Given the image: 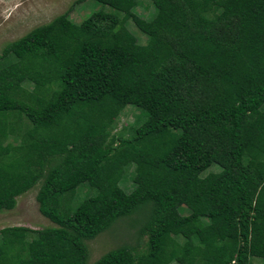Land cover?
Segmentation results:
<instances>
[{
    "label": "trees",
    "instance_id": "1",
    "mask_svg": "<svg viewBox=\"0 0 264 264\" xmlns=\"http://www.w3.org/2000/svg\"><path fill=\"white\" fill-rule=\"evenodd\" d=\"M94 1L109 10H67L0 53V211L37 185L54 224L1 228L0 264L264 261V0H151L146 17ZM127 105L142 116L125 136ZM82 183L95 193L62 211ZM146 205L141 249L88 262V240Z\"/></svg>",
    "mask_w": 264,
    "mask_h": 264
},
{
    "label": "rangeland",
    "instance_id": "2",
    "mask_svg": "<svg viewBox=\"0 0 264 264\" xmlns=\"http://www.w3.org/2000/svg\"><path fill=\"white\" fill-rule=\"evenodd\" d=\"M0 0V53L6 43L16 40L29 32L32 28L47 23L55 16L69 11V17L76 23L87 18L92 12L99 9L109 10L108 7H103L100 3L94 0ZM138 1H140L138 3ZM133 10L142 15L149 16L153 6L151 0H137L132 6ZM127 26L130 31L137 37L139 42L145 41V36L137 30L133 24L128 21ZM0 62V68H2ZM27 87L31 89V86ZM142 115L136 107L127 105L116 119L113 132L127 135L132 131L134 126L133 121L140 118ZM12 141V138L10 139ZM218 168L217 165H213ZM133 168L121 180V187L127 192L134 185L136 175L133 176ZM212 171V169H210ZM205 174V173H203ZM37 185L27 190L26 192L15 197L14 203L10 208H5L0 211V229L9 226H25L31 229H39L54 224L38 211V203L35 195ZM95 193L93 188H90L87 183L80 184L74 192H68L62 198V211L71 212L78 203L86 197H90ZM148 208L144 206L134 216H124L117 219L104 231L100 232L93 239L87 241L89 250L88 262H93L105 252L118 246L129 245L138 246L137 249L143 247L146 236H141L139 239L138 231L142 222L148 219ZM139 243V245H137ZM255 264H264V261L259 258H253ZM170 264H177L172 262Z\"/></svg>",
    "mask_w": 264,
    "mask_h": 264
}]
</instances>
